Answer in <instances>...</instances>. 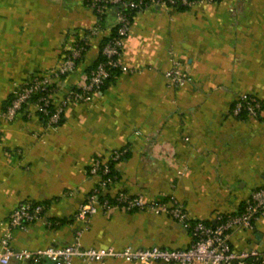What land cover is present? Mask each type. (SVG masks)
<instances>
[{
    "label": "crops",
    "instance_id": "crops-1",
    "mask_svg": "<svg viewBox=\"0 0 264 264\" xmlns=\"http://www.w3.org/2000/svg\"><path fill=\"white\" fill-rule=\"evenodd\" d=\"M88 1L0 0V237L18 203L34 201L44 215L12 230L15 249L76 241L185 248L190 230L166 213L100 210L76 219L99 180L87 171L94 157L126 148L113 164L107 197L121 190L147 201L175 199L192 221L213 223L217 214L238 212L264 184V0L139 9L119 56L129 71L118 70L89 100L69 101L58 125L23 111L7 119L6 103L20 85L83 39L87 48L62 78L55 102L84 82L118 13L109 6L99 21ZM173 60L192 77L183 86L169 85L164 76ZM245 92L261 100L258 116L232 113ZM229 240L236 250L264 251V218L233 229ZM71 264L99 263L75 258ZM105 264L158 263L110 258Z\"/></svg>",
    "mask_w": 264,
    "mask_h": 264
},
{
    "label": "built area",
    "instance_id": "built-area-1",
    "mask_svg": "<svg viewBox=\"0 0 264 264\" xmlns=\"http://www.w3.org/2000/svg\"><path fill=\"white\" fill-rule=\"evenodd\" d=\"M203 2H210V0L180 1L181 4L191 7ZM88 4L95 11L99 21L102 20L109 6L118 8L116 23L113 26L115 34L107 39L101 50L105 61L99 62L86 73L84 82L77 89L71 90L63 99L55 102L54 94L58 85L62 78L76 66L77 60L87 48V41L83 39L69 46L54 67L44 72L33 73L12 94V99L4 110V116L7 119L23 111L27 117L37 114L46 123L58 125L69 101H87L92 92L102 89L109 77L108 67H117L123 72L129 71L127 66L120 64L119 56L123 40L131 27L132 11L156 6L173 7L177 4V0H89ZM98 27L99 25L89 29L88 35L96 34ZM164 76L168 84L172 86H183L192 79L177 60L172 61L171 66L164 72ZM261 109V100L245 92L236 97L232 113L237 116L244 113L246 116L254 117L259 115ZM126 152V148H119L112 150L107 156L94 157L87 172L98 176L99 180L78 207L74 217L85 219L100 210L103 212L150 210L154 213H166L190 230L192 241L189 246L171 249L158 245L142 248L127 245L116 249L112 245L86 247L76 241L67 245H49L36 251L15 249L11 245L12 230L24 229L29 223L41 219L45 211L44 206L39 202L21 201L9 214L7 227L0 237V263L7 264L13 260L19 264H71L73 259L78 258L82 262L94 261L105 264L107 259L117 258L127 262L153 261L158 264H246V260L250 258L258 264H264V251L236 250L229 240L233 229L250 228L254 221L264 218V184L250 194L238 212L217 214L213 223L202 220L192 221L184 206L175 199L147 201L141 194L132 195L121 190L111 198L106 196L105 189L114 180L111 165L120 160ZM46 223L51 226L57 222L47 220Z\"/></svg>",
    "mask_w": 264,
    "mask_h": 264
},
{
    "label": "trees",
    "instance_id": "trees-1",
    "mask_svg": "<svg viewBox=\"0 0 264 264\" xmlns=\"http://www.w3.org/2000/svg\"><path fill=\"white\" fill-rule=\"evenodd\" d=\"M180 1L181 0H177V4L176 5H173V7L174 8H176V9H178V10H187V9H189L191 6H189V5H187V4H181L180 3ZM190 1H193V0H190ZM215 1H219V0H210V2H215ZM137 10H134V11H132V17H133V15H134V13L136 12ZM110 34V35H109ZM106 37H104V39H102V41H101V44H100V49H99V54H98V57H97V59H96V61L93 63V65L91 66V67H89L88 69H87V71H86V73H88L92 68H94L99 62H104L105 61V57L102 55V53H101V50H102V47H103V45L105 44V42L107 41V39L111 36V35H113V34H115V27H113L112 29H111V32L109 33ZM80 41H82V40H80ZM80 41H78V42H80ZM87 47V46H86ZM84 54V53H83ZM83 54H82V56H83ZM81 56V57H82ZM81 57L77 60V62L81 59ZM118 70H120L119 68H117V67H108V71H109V77L106 79V81H105V83H104V86L109 82V81H112V80H110L111 79V77L113 76V74L114 73H116ZM12 99V96H10V98H9V100H8V102L6 103V105L10 102V100ZM243 115H245L244 113H241L239 116H243ZM44 120V119H43ZM62 120V119H61ZM45 121V120H44ZM61 122V121H60ZM59 122V123H60ZM112 167H113V164L111 165V174L113 175V169H112ZM242 208V207H241ZM208 223H210V222H208ZM246 264H258L257 262H255V261H253L252 259H247L246 260Z\"/></svg>",
    "mask_w": 264,
    "mask_h": 264
},
{
    "label": "rangeland",
    "instance_id": "rangeland-1",
    "mask_svg": "<svg viewBox=\"0 0 264 264\" xmlns=\"http://www.w3.org/2000/svg\"><path fill=\"white\" fill-rule=\"evenodd\" d=\"M203 3H206V2H203Z\"/></svg>",
    "mask_w": 264,
    "mask_h": 264
}]
</instances>
